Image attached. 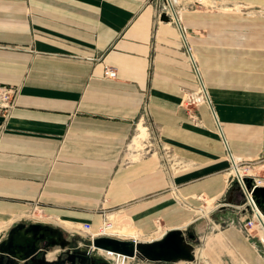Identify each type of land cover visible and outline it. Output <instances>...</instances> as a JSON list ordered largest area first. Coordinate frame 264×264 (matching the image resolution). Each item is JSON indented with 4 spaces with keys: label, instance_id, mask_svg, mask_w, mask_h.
Listing matches in <instances>:
<instances>
[{
    "label": "crops",
    "instance_id": "crops-1",
    "mask_svg": "<svg viewBox=\"0 0 264 264\" xmlns=\"http://www.w3.org/2000/svg\"><path fill=\"white\" fill-rule=\"evenodd\" d=\"M158 9L0 0V84L16 88L0 109V236L31 210L71 233L106 215L124 238L162 231L145 240L197 223L218 262L264 264L242 192L229 201L224 141L264 158V0H177L181 26Z\"/></svg>",
    "mask_w": 264,
    "mask_h": 264
},
{
    "label": "water",
    "instance_id": "water-1",
    "mask_svg": "<svg viewBox=\"0 0 264 264\" xmlns=\"http://www.w3.org/2000/svg\"><path fill=\"white\" fill-rule=\"evenodd\" d=\"M175 20L176 9L172 6ZM161 18L169 20L172 16L164 10ZM181 26V25H180ZM239 186H233L229 201L233 200V192ZM258 204L264 202V186H258L253 191ZM263 209V207H262ZM191 232L193 234H191ZM197 233L186 232L181 227H173L160 238L152 240H133L116 236H97L93 244L97 247L119 251L131 256H139L153 262L173 261L179 258L194 259L193 243L197 241ZM72 238H68L65 230L55 224L41 221L25 220L13 224L6 235L0 236V257L5 261L2 264H88L92 256L89 249L81 247L72 249ZM58 247L59 253L54 258L48 257V250ZM104 264H109L107 261Z\"/></svg>",
    "mask_w": 264,
    "mask_h": 264
},
{
    "label": "built area",
    "instance_id": "built-area-1",
    "mask_svg": "<svg viewBox=\"0 0 264 264\" xmlns=\"http://www.w3.org/2000/svg\"><path fill=\"white\" fill-rule=\"evenodd\" d=\"M162 2L165 3L166 11L174 18L172 6L175 7L177 0H158L159 11L158 18H161L162 14ZM188 51L192 55L191 47L188 45ZM193 57V55H192ZM197 67V66H196ZM104 74L107 77H116L118 71L115 66L107 64L104 68ZM16 88L0 84V109L3 111H8L14 104L15 101ZM195 101H204L207 99L205 92H201L198 96L192 97ZM226 148L228 147V156L230 158V185L235 184L239 186V190L242 192L244 201L241 204H238L237 207L242 210H250L251 217L247 219L242 226V230L246 232L247 235H258L260 240L264 242V209L258 204L255 197L253 196V191L258 186H264V158L263 159H252V158H242L240 156H235L229 149L228 143L226 140ZM229 203L228 201H219L213 204L215 207H219L223 204ZM213 208V207H212ZM116 225V222L111 215H106L105 220L98 228L94 231L91 228V223L86 221L82 225V230L87 232L88 242L82 244L79 241L77 246L72 247H84L89 244V249L92 254L99 255L105 259L109 264H135L137 259H140L139 256H131L119 251L106 249L102 247H97L93 244L94 238L97 236H116L119 237L117 232L110 230ZM261 233H258L260 232ZM124 238V237H120ZM133 240H139L137 238H131ZM84 245V246H83Z\"/></svg>",
    "mask_w": 264,
    "mask_h": 264
},
{
    "label": "rangeland",
    "instance_id": "rangeland-1",
    "mask_svg": "<svg viewBox=\"0 0 264 264\" xmlns=\"http://www.w3.org/2000/svg\"><path fill=\"white\" fill-rule=\"evenodd\" d=\"M144 136H146V134L144 133ZM142 143V142H141ZM141 145V144H139ZM243 200V196L240 195V200ZM226 200H224L223 202H225ZM204 206H207V205H204ZM204 206L200 207V208H203ZM210 207H208V210H209V213H210V210L212 209V207L214 206L213 205V202L212 201H209V205ZM219 207H216V209H219ZM215 209V210H216ZM216 217V216H215ZM42 218H44L41 214L40 211H36L35 210H31L30 212L26 213L23 218L19 221H22V220H25V221H34V220H41ZM202 220L204 221V218H202ZM116 222H119V220H116ZM227 223V222H226ZM189 226H193L196 233L198 234V226H197V223H194V224H191ZM183 229V228H182ZM112 230H117L119 233L118 236L121 237L123 235H120V231L118 229H115V228H112ZM184 230V229H183ZM68 235H72L73 237H76L80 243L84 244L86 242H88V236H87V232H85L84 230H82V226L80 228H78L76 231L74 232H66ZM161 232H159L158 234H154L152 236H143V237H140L141 239L145 240V239H149V238H152L154 236H158ZM191 243H193V251H194V254H195V258L194 259H187V258H179L177 260H173V261H163V262H160V263H156V262H153L151 260H147V259H144V258H140V259H137L135 261V264H222L220 262H218L217 259H214L212 256H210V254L208 253L207 250L205 249H202L201 247H203L201 245V247L197 244H199L200 242V239L198 241H190ZM74 244V243H72ZM197 245V247H196ZM84 246V245H83ZM58 247L52 249L51 251H53V254L51 256L48 255L49 258H54L55 255H56V251H57ZM99 256V255H98Z\"/></svg>",
    "mask_w": 264,
    "mask_h": 264
},
{
    "label": "flooded vegetation",
    "instance_id": "flooded-vegetation-1",
    "mask_svg": "<svg viewBox=\"0 0 264 264\" xmlns=\"http://www.w3.org/2000/svg\"><path fill=\"white\" fill-rule=\"evenodd\" d=\"M262 206L264 207V202H262ZM195 231L194 227L193 226H189L186 228V232L188 231ZM65 234L68 238H72L73 239V242L72 243H75V242H78V239L76 237H73L72 235H68L65 231ZM191 234H193L191 232ZM199 236L197 235V238ZM198 241V239H197ZM82 250H84V247H82ZM59 253V251H56V255ZM53 254V251L51 250H48V255L51 256ZM55 255V256H56ZM5 261V259L3 257H0V264H2L3 262ZM106 262L105 259H103L101 256H98V255H95V254H92V256L90 257V259L88 260V264H104Z\"/></svg>",
    "mask_w": 264,
    "mask_h": 264
},
{
    "label": "bare ground",
    "instance_id": "bare-ground-1",
    "mask_svg": "<svg viewBox=\"0 0 264 264\" xmlns=\"http://www.w3.org/2000/svg\"><path fill=\"white\" fill-rule=\"evenodd\" d=\"M238 158V157H237ZM199 211L201 213L207 214L209 212L208 207L199 208ZM112 230V228L110 229ZM117 233H119L117 230H115ZM121 234V233H120ZM134 237V236H133ZM137 238V237H136ZM157 263V262H156Z\"/></svg>",
    "mask_w": 264,
    "mask_h": 264
}]
</instances>
